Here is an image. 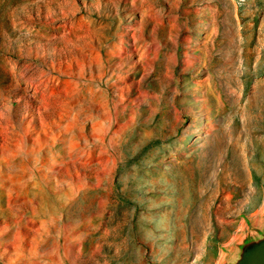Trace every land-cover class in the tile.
<instances>
[{
	"label": "rangeland",
	"instance_id": "obj_1",
	"mask_svg": "<svg viewBox=\"0 0 264 264\" xmlns=\"http://www.w3.org/2000/svg\"><path fill=\"white\" fill-rule=\"evenodd\" d=\"M263 247L264 0H0V264Z\"/></svg>",
	"mask_w": 264,
	"mask_h": 264
},
{
	"label": "water",
	"instance_id": "obj_2",
	"mask_svg": "<svg viewBox=\"0 0 264 264\" xmlns=\"http://www.w3.org/2000/svg\"><path fill=\"white\" fill-rule=\"evenodd\" d=\"M242 264H264V247Z\"/></svg>",
	"mask_w": 264,
	"mask_h": 264
}]
</instances>
